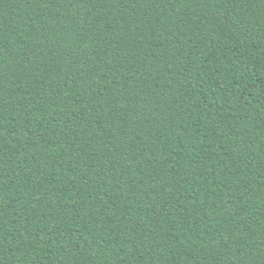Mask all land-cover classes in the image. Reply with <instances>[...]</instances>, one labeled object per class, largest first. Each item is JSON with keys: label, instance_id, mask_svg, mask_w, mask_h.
Returning a JSON list of instances; mask_svg holds the SVG:
<instances>
[{"label": "trees", "instance_id": "obj_1", "mask_svg": "<svg viewBox=\"0 0 264 264\" xmlns=\"http://www.w3.org/2000/svg\"><path fill=\"white\" fill-rule=\"evenodd\" d=\"M0 264H264V0H0Z\"/></svg>", "mask_w": 264, "mask_h": 264}]
</instances>
